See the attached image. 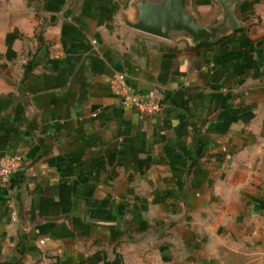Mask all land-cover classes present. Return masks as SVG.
Here are the masks:
<instances>
[{"label":"crops","instance_id":"crops-1","mask_svg":"<svg viewBox=\"0 0 264 264\" xmlns=\"http://www.w3.org/2000/svg\"><path fill=\"white\" fill-rule=\"evenodd\" d=\"M135 0H0V264H264V0L224 37L126 28ZM202 20V21H201ZM163 96L142 117L109 85Z\"/></svg>","mask_w":264,"mask_h":264},{"label":"water","instance_id":"water-1","mask_svg":"<svg viewBox=\"0 0 264 264\" xmlns=\"http://www.w3.org/2000/svg\"><path fill=\"white\" fill-rule=\"evenodd\" d=\"M132 19L124 18L123 26L141 34L168 42L189 39L191 44L215 41L233 29L232 9L221 5L222 15L202 25L190 7V0H135Z\"/></svg>","mask_w":264,"mask_h":264},{"label":"built area","instance_id":"built-area-1","mask_svg":"<svg viewBox=\"0 0 264 264\" xmlns=\"http://www.w3.org/2000/svg\"><path fill=\"white\" fill-rule=\"evenodd\" d=\"M112 93L120 100L123 107L136 110L142 117H152L163 112V96L153 93L141 94L134 92L127 84L124 74H114L109 81ZM25 170L24 160L21 156L0 157V187L5 186L9 179Z\"/></svg>","mask_w":264,"mask_h":264},{"label":"rangeland","instance_id":"rangeland-1","mask_svg":"<svg viewBox=\"0 0 264 264\" xmlns=\"http://www.w3.org/2000/svg\"><path fill=\"white\" fill-rule=\"evenodd\" d=\"M202 21V20H201Z\"/></svg>","mask_w":264,"mask_h":264}]
</instances>
